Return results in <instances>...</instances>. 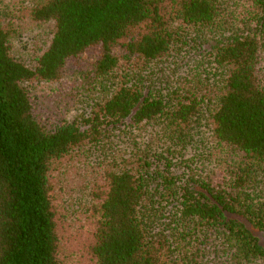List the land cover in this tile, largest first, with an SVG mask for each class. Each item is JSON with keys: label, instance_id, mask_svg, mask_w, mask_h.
Wrapping results in <instances>:
<instances>
[{"label": "trees", "instance_id": "trees-1", "mask_svg": "<svg viewBox=\"0 0 264 264\" xmlns=\"http://www.w3.org/2000/svg\"><path fill=\"white\" fill-rule=\"evenodd\" d=\"M19 11L0 16V264H66L74 246L79 264H264V0ZM74 75L82 112L39 118L33 88ZM82 160L75 238L54 178Z\"/></svg>", "mask_w": 264, "mask_h": 264}, {"label": "rangeland", "instance_id": "rangeland-1", "mask_svg": "<svg viewBox=\"0 0 264 264\" xmlns=\"http://www.w3.org/2000/svg\"><path fill=\"white\" fill-rule=\"evenodd\" d=\"M28 2L29 0H0V16H3L7 22H9L8 18H11L15 24L16 19L23 14L19 10L23 9ZM31 26H27L29 30L25 36H31L29 42L33 40L32 36L37 37V41L40 43L42 39L41 29L37 26ZM25 36L22 37L23 41ZM21 45H23L22 41L18 40L16 49ZM27 46L30 47V44L28 43ZM33 92L39 118L46 119L51 124L70 120L77 112L81 113L83 110L82 96L84 92H80L78 89L76 75L64 78L59 83L37 85L33 88ZM76 167L63 166L64 170L61 171V174L55 175L54 180L58 181L54 188L53 198L55 206L59 209V213L66 223L65 226L69 228V231H72L75 238H78L82 231L80 222L84 212L81 209L76 211L70 205L74 202L75 197L85 200L88 187L86 180H89L93 173L83 160L77 162ZM262 240L264 242V235H262ZM74 247L73 251L65 249L62 252L66 264H79L77 247Z\"/></svg>", "mask_w": 264, "mask_h": 264}]
</instances>
